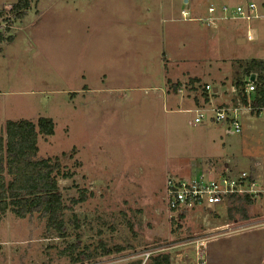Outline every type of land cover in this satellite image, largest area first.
<instances>
[{"label": "rangeland", "instance_id": "1", "mask_svg": "<svg viewBox=\"0 0 264 264\" xmlns=\"http://www.w3.org/2000/svg\"><path fill=\"white\" fill-rule=\"evenodd\" d=\"M16 1L0 3L8 9ZM187 1L34 0L12 21L14 37L5 38L11 22H1L2 133L6 120L52 119L55 133L39 137L38 158L60 157L74 172L59 181L67 204L82 193L88 199L66 213L63 239L37 214L1 217L0 264H145L158 253H169L172 264L235 258L240 239L213 241L205 251L206 243L264 216V202L242 204L246 219L230 200L181 218L183 211L168 208L167 182L247 171L264 185V112L253 116L235 88L240 64L264 57V0ZM249 2L258 18L209 25L222 6ZM252 28L258 32L248 41ZM238 36L245 45H237ZM206 85L220 92H206ZM180 86L188 87L185 97ZM219 107L238 111L241 133L229 134L227 123L196 124L189 112ZM78 241L77 253H94L100 242L130 248L73 263L63 252Z\"/></svg>", "mask_w": 264, "mask_h": 264}, {"label": "trees", "instance_id": "2", "mask_svg": "<svg viewBox=\"0 0 264 264\" xmlns=\"http://www.w3.org/2000/svg\"><path fill=\"white\" fill-rule=\"evenodd\" d=\"M33 1L17 0L8 11H0L1 20L9 22L22 19L31 9ZM1 38L0 34V40ZM238 69V73H241L235 82L238 98L244 106L251 109L252 115H259L264 110V60L252 59L243 62ZM253 74L256 75L255 92L248 94L246 87L248 79ZM54 133L55 124L47 117H40L36 123L29 120H9L3 133L0 120V218L5 217L8 212L21 219L37 214L45 221L47 232H54L63 239L68 236L66 213L75 205L85 202L88 197L82 193L78 198L72 199L71 204H67L59 181L72 179L74 172L64 169L60 157L38 158L39 137L47 138ZM230 201L238 202L240 206L236 208L246 219L248 215L242 204L252 205L254 201L249 197L231 198ZM236 208L233 206L229 209L230 218L234 217L232 211ZM187 211L184 210L180 217L184 218ZM79 242L67 247L63 252L71 255L73 263L119 254L130 248L123 245L108 246L100 242L98 246L100 253L98 250L94 253L86 251L77 253ZM145 264H172V260L169 253H158L150 255Z\"/></svg>", "mask_w": 264, "mask_h": 264}, {"label": "built area", "instance_id": "3", "mask_svg": "<svg viewBox=\"0 0 264 264\" xmlns=\"http://www.w3.org/2000/svg\"><path fill=\"white\" fill-rule=\"evenodd\" d=\"M256 7V4L253 2H249L246 8L239 6L235 9H230L224 5L219 9L221 15L218 18L215 16L208 19L209 25L217 27L218 19L227 18H242L251 21L254 18H258L257 14H255ZM216 10L214 6H211L208 11L212 15L216 13ZM182 15L186 17L190 13L183 10ZM252 39V35L248 34L247 40ZM187 89V86H180L176 92L179 96L185 97L188 95ZM204 89L206 92H215L214 87L211 85L204 86ZM246 92L248 94L255 92V85L249 79ZM189 112L195 114L194 123L196 124H205L206 122L213 124L227 123L229 124L227 130L229 134L242 132V123L237 110L219 107L213 109L210 113L204 109L196 111L189 110ZM247 197L251 198L254 202H264V185L254 173L247 171H242L237 174H221L218 177H210L202 174L189 179L171 178L167 182V204L169 210L173 212L199 209L216 211L217 207L222 206L231 198ZM246 226H237V229L229 232L251 229L259 230L264 234V216L252 220L250 225ZM203 240L198 241V245L205 246ZM199 258L201 262L205 259L202 252L199 253Z\"/></svg>", "mask_w": 264, "mask_h": 264}, {"label": "crops", "instance_id": "4", "mask_svg": "<svg viewBox=\"0 0 264 264\" xmlns=\"http://www.w3.org/2000/svg\"><path fill=\"white\" fill-rule=\"evenodd\" d=\"M5 6H6V4L0 3V9L3 8L0 11H3V10L8 11L12 5H10V8L8 7V9H6L7 7H5ZM182 11H183V9L181 10V12ZM19 20H21V19H19ZM19 20H17V21H19ZM12 21L13 20L9 21V22H11L10 23L11 25L8 26V27H10V29L7 31L8 34H6V36H5V38H7V39L14 37L11 34V32L14 30V23ZM1 22L3 23L4 21L1 20V18H0V24H1ZM9 22H7V23H9ZM256 32H258V31L256 29L252 28V29H249L248 34L252 35L253 33H256ZM2 33H3L2 30H0V34L2 37L1 39H3V37H4V35ZM263 40H264V38H263ZM246 41L247 40H246L245 36H238L236 38L237 45H245ZM4 42L5 41L0 40V44L4 43ZM5 43H7V42H5ZM261 45H263V44H261ZM260 59L264 60V57L260 58ZM214 91H215L214 93L220 92V90L217 88H215ZM263 112H264V110H262L259 115H253V116L260 117V116H262ZM0 120H1V117H0ZM7 121H9V120H6V122ZM18 121H20V120H18ZM6 122H4V123H6ZM32 122H34V121H32ZM36 122H34V123H36ZM224 233H222L223 235H220L219 237L214 238L213 240L209 241L210 243L209 242H208V244L206 243V246H205V248H206L205 251H207L209 249L208 245H211V243L213 241H217V240L222 239V238H228L231 236L233 238L240 239V241L235 240L236 241V242H234L235 244H233V242H227L228 244H230V246H231V244L235 245V252H236L235 258H233L230 262L229 261H227V262H221L220 261V264H264V234L261 231L246 229V230H240V231H233L231 233L227 231ZM220 248L222 249L223 246H220ZM222 251H223V249L218 254L221 255Z\"/></svg>", "mask_w": 264, "mask_h": 264}, {"label": "water", "instance_id": "5", "mask_svg": "<svg viewBox=\"0 0 264 264\" xmlns=\"http://www.w3.org/2000/svg\"><path fill=\"white\" fill-rule=\"evenodd\" d=\"M249 80L254 83L256 81V75L253 74Z\"/></svg>", "mask_w": 264, "mask_h": 264}]
</instances>
